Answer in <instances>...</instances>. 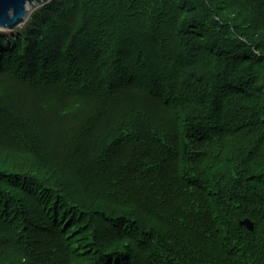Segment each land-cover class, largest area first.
<instances>
[{
  "label": "trees",
  "instance_id": "obj_1",
  "mask_svg": "<svg viewBox=\"0 0 264 264\" xmlns=\"http://www.w3.org/2000/svg\"><path fill=\"white\" fill-rule=\"evenodd\" d=\"M44 9L0 33V264H264V0Z\"/></svg>",
  "mask_w": 264,
  "mask_h": 264
},
{
  "label": "water",
  "instance_id": "obj_2",
  "mask_svg": "<svg viewBox=\"0 0 264 264\" xmlns=\"http://www.w3.org/2000/svg\"><path fill=\"white\" fill-rule=\"evenodd\" d=\"M50 0H0V30L13 31L26 21V16L33 9L45 5ZM190 75L200 81L193 72ZM248 231H253V225L245 220L241 223Z\"/></svg>",
  "mask_w": 264,
  "mask_h": 264
},
{
  "label": "rangeland",
  "instance_id": "obj_3",
  "mask_svg": "<svg viewBox=\"0 0 264 264\" xmlns=\"http://www.w3.org/2000/svg\"><path fill=\"white\" fill-rule=\"evenodd\" d=\"M52 0H50L47 4L45 5H42L40 7H37L35 9H33L32 11L30 10V12L27 14L26 16V21L19 27H17L16 29L22 33V35H24L26 37V34H28V31H29V27L33 26V29H36L38 28L39 26V18L41 17H46V15H48V10H45L44 9V6L48 5ZM55 5H52V8L54 7ZM43 7V8H42ZM32 18V19H31ZM32 21H31V20ZM31 21L32 25L30 26H27L26 27V23L28 21ZM26 27V28H25ZM15 30V29H14ZM0 33H2V38L3 39H11L10 35L12 32L10 31H5V30H0ZM6 34H9V35H6ZM5 35V36H4ZM12 36V35H11Z\"/></svg>",
  "mask_w": 264,
  "mask_h": 264
}]
</instances>
